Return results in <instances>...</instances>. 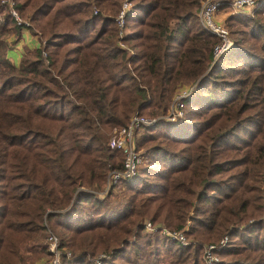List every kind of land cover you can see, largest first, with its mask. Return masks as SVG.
Returning a JSON list of instances; mask_svg holds the SVG:
<instances>
[{"label":"trees","instance_id":"1","mask_svg":"<svg viewBox=\"0 0 264 264\" xmlns=\"http://www.w3.org/2000/svg\"><path fill=\"white\" fill-rule=\"evenodd\" d=\"M15 1L39 43L8 57L22 26L0 0V264L48 255L46 229L59 264H203L224 235L215 264H264V0L221 5L233 45L217 58L201 0H130L121 35L122 0ZM136 112L155 118L141 162L105 190L123 159L109 138Z\"/></svg>","mask_w":264,"mask_h":264},{"label":"built area","instance_id":"2","mask_svg":"<svg viewBox=\"0 0 264 264\" xmlns=\"http://www.w3.org/2000/svg\"><path fill=\"white\" fill-rule=\"evenodd\" d=\"M6 4L10 14L13 16L16 23L26 27L28 23L25 21L15 7V0H1ZM227 3L231 6L233 11H251L255 5V0H201L197 16L202 27L216 35L217 40L213 45V56L217 58L233 45V40L230 35L228 27L217 17V12L221 4ZM131 6L130 0H122L120 9L116 15L117 27L119 34L125 31V15ZM124 45L123 43H121ZM191 87L183 86L178 88L173 95L166 114L163 115L168 121H175L180 119L185 114L184 97L187 96ZM155 121L154 117L145 116L139 113H134L130 116L128 122L122 126L115 127L109 138L110 147L117 148L122 151L123 159L121 165L112 168L108 171L105 182V190L109 186L121 178L130 177L136 174L138 164L141 162V155L136 148L135 132L139 125L150 124ZM264 219V210L262 214ZM146 227L151 230L157 228L149 220L146 221ZM162 232L169 237L179 240L182 243H188L189 240L183 230H170L162 228ZM45 241L48 244L47 258H41L35 264H59L60 250L58 248L57 235L50 229L45 231ZM228 235H224L217 243H208L204 245L202 259L203 264H215L218 259V250L227 242Z\"/></svg>","mask_w":264,"mask_h":264},{"label":"crops","instance_id":"3","mask_svg":"<svg viewBox=\"0 0 264 264\" xmlns=\"http://www.w3.org/2000/svg\"><path fill=\"white\" fill-rule=\"evenodd\" d=\"M217 17H218V12H217ZM225 17H226V13L221 18V20L224 21ZM11 37H13V35ZM38 43L39 42H38V39L36 38V36L33 35L27 27H21L20 39L18 41L14 42V44L17 48L16 49L9 48L7 50V55L14 63H17L22 52H24L27 49H31V48L37 46Z\"/></svg>","mask_w":264,"mask_h":264},{"label":"rangeland","instance_id":"4","mask_svg":"<svg viewBox=\"0 0 264 264\" xmlns=\"http://www.w3.org/2000/svg\"><path fill=\"white\" fill-rule=\"evenodd\" d=\"M222 5V4H221ZM221 7V6H220ZM243 11H245V10H243ZM229 12H231L229 9H224V8H219V10H218V18H220V20H221V18L224 16V14L226 13V16H227V14L229 13ZM245 12H248V11H245ZM226 18V17H225ZM221 21H223V20H221ZM224 22V24L226 25V22H225V20L223 21ZM227 26V25H226ZM229 29V28H228ZM13 35V34H12ZM11 35V36H12ZM10 36V37H11ZM9 37V38H10ZM13 39V41H11L10 42V46H9V48H11V49H16L17 47L15 46V44H14V42L15 41H18L19 39H20V35H19V37L18 38H14V35H13V37H11L10 38V40H12ZM102 192V191H101ZM107 202L109 203V204H115L116 202H117V197H116V194H112L110 197H108L107 198ZM148 220V219H147ZM147 228V230H151V229H149L148 227H146ZM152 231V230H151ZM188 238V237H187ZM39 240L40 241H45V238H44V234H41V235H39ZM188 240H189V238H188ZM202 253H203V251H202ZM48 257V255L47 254H42L41 252L40 253H38V258L36 257V259H35V263L37 262V261H39V260H41V258H47Z\"/></svg>","mask_w":264,"mask_h":264}]
</instances>
